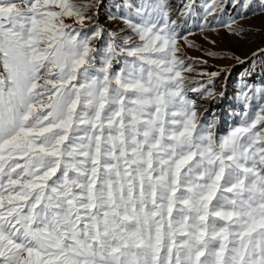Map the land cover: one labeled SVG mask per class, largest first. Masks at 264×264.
<instances>
[{
	"label": "snow or ice",
	"instance_id": "snow-or-ice-1",
	"mask_svg": "<svg viewBox=\"0 0 264 264\" xmlns=\"http://www.w3.org/2000/svg\"><path fill=\"white\" fill-rule=\"evenodd\" d=\"M102 4L0 0V264H264V81L240 74L222 133L189 92L224 100L235 65L187 88L169 0L109 13L139 43ZM247 12L264 0L218 23L240 35Z\"/></svg>",
	"mask_w": 264,
	"mask_h": 264
},
{
	"label": "rangeland",
	"instance_id": "rangeland-1",
	"mask_svg": "<svg viewBox=\"0 0 264 264\" xmlns=\"http://www.w3.org/2000/svg\"><path fill=\"white\" fill-rule=\"evenodd\" d=\"M73 2L81 8L88 5H94L97 0H73ZM127 0H103V4L99 9L100 24L105 28L117 31L121 36L133 35L132 43H139L138 38L131 33L130 29L126 28L123 19L108 20L110 12L116 13L117 16L125 15V10L122 5ZM139 4L140 0H132ZM243 0H237L233 6L234 0H169L171 5L170 15L177 19L181 24V29L187 38L181 40V51L177 55L184 59L185 65L191 68V71H186L183 75L186 77L187 88H197L200 92L203 89L201 83L205 87L211 88L209 83L210 77L207 73L215 72L218 69L231 68V77L228 80V92L224 100H212L206 95L200 96L199 92H189V96L197 100L200 105L198 115L203 113L211 118V113L215 112L220 117V131L226 132L228 128L239 122L240 116L237 113L243 111V105L235 97V88L237 87L240 74L245 70L252 71L256 69L255 75L249 80V83L260 84L264 81V14L253 15L247 12L246 19L237 17V23L233 25L236 28H242L240 35H232L227 29L223 28L218 21H227L229 16H236L237 8ZM121 5L119 12L115 5ZM184 4L191 5L190 9L183 8ZM213 5H220L214 11L210 12ZM96 11L95 7L87 9L86 15H92ZM183 13V14H181ZM206 22L211 23V30L208 27L201 29V24ZM66 23L74 24L70 18H66ZM95 21L85 20V25L90 26ZM74 26L79 27L78 24ZM123 30V31H121ZM211 41H215L213 44ZM209 52L219 53L220 56L213 57L208 55ZM257 53L252 56V53ZM234 55L245 60L246 63L238 64L233 59H225L224 54ZM223 77L215 80L217 92L220 89L221 80ZM251 105L255 106L257 100L254 98Z\"/></svg>",
	"mask_w": 264,
	"mask_h": 264
}]
</instances>
